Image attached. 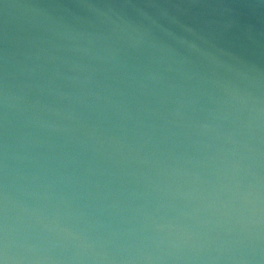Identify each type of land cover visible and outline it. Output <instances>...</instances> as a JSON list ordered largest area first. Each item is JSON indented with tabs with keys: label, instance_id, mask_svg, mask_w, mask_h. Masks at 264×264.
Returning <instances> with one entry per match:
<instances>
[{
	"label": "water",
	"instance_id": "95a60500",
	"mask_svg": "<svg viewBox=\"0 0 264 264\" xmlns=\"http://www.w3.org/2000/svg\"><path fill=\"white\" fill-rule=\"evenodd\" d=\"M0 264H264V0H0Z\"/></svg>",
	"mask_w": 264,
	"mask_h": 264
}]
</instances>
